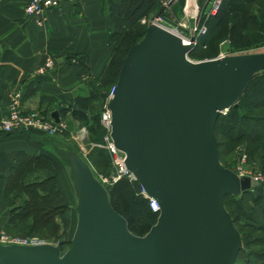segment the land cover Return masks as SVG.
<instances>
[{
    "label": "water",
    "instance_id": "water-1",
    "mask_svg": "<svg viewBox=\"0 0 264 264\" xmlns=\"http://www.w3.org/2000/svg\"><path fill=\"white\" fill-rule=\"evenodd\" d=\"M188 22L192 27L194 17ZM194 39L184 44L149 23L126 52L109 101L113 144L158 204L156 222L143 235L131 232L89 164L75 152L58 150L76 193L70 247L1 244L0 264L235 263L242 239L224 197L261 183L222 165L215 122L264 70V51L193 61L188 53ZM50 116L60 120L57 110Z\"/></svg>",
    "mask_w": 264,
    "mask_h": 264
},
{
    "label": "crops",
    "instance_id": "crops-1",
    "mask_svg": "<svg viewBox=\"0 0 264 264\" xmlns=\"http://www.w3.org/2000/svg\"><path fill=\"white\" fill-rule=\"evenodd\" d=\"M120 1L63 2L49 10L45 25L38 27L25 15L24 0H0V119L6 116L13 93L25 113L48 116L53 110L60 115L61 104L88 93L114 47L107 4ZM48 61L51 66L44 68ZM40 67L43 73L38 72ZM53 149L59 155L57 145L39 131L16 127L0 132V231L10 229V212L24 206L28 193H44L52 165L63 194L53 206L72 209L76 193L71 172ZM249 194L257 200H250V212L238 213L264 225V187Z\"/></svg>",
    "mask_w": 264,
    "mask_h": 264
},
{
    "label": "trees",
    "instance_id": "trees-1",
    "mask_svg": "<svg viewBox=\"0 0 264 264\" xmlns=\"http://www.w3.org/2000/svg\"><path fill=\"white\" fill-rule=\"evenodd\" d=\"M158 1L121 0L119 3L109 2L107 4L111 21L109 38L114 43V47L97 80L100 85H107L108 83L114 85L116 83L118 72L126 52L145 33L146 27L140 23L141 18L148 17L154 7L158 5ZM258 1L260 0H222L217 12L204 19L207 28L205 33L213 41L212 45L216 46V43L225 38L228 39L233 48L237 49L263 45L264 21L252 8V5ZM262 17H264V14H262ZM203 36V34H199L198 38L201 40ZM213 49L212 46L209 55L214 54ZM95 85H98V82ZM95 99L96 92L92 91L91 88L88 93L75 96L67 102L65 107H59V112L60 114L69 113L72 119L79 122L88 123L89 120H92L95 127L91 128V131L97 134L100 124L98 116L93 112ZM258 108L264 109V70L253 75L239 96L237 106H230L225 113L219 114L215 122V130L217 127L222 132L234 129V138L244 139L246 136L245 131L248 130L244 125L247 121H250L252 126L262 123L263 130L259 131L254 137V139H260V137L264 136V115H252V109ZM47 137L53 142L52 136ZM55 144L59 150L63 151L60 145ZM220 151L221 149L219 147V153ZM64 152H67V150H64ZM246 153L248 156H251L254 150L250 149ZM58 154L69 166L64 156L59 152ZM106 190L112 207L126 219L129 230L134 234L143 235L156 222L158 212L150 209L149 199L142 195V187L137 180H129L122 177L110 188H106ZM44 192L41 193L34 190L31 195H34L35 199H43V197H47L50 194L49 191ZM241 193V197L227 194L224 200L228 197L233 198L239 211H242V207L238 202L244 196L252 200H257L256 197L249 194V190L242 191ZM56 207L36 204L35 201L29 199L24 203L23 207L13 208L11 210L10 225L15 219L18 221L28 216L34 217L35 215L48 214L47 220H50V213ZM232 219L234 221V218ZM242 227H249L252 231L256 230L264 233L263 224L251 222V224L245 223L237 226L236 228L242 239V248L238 251L236 259L247 254L251 256V258L247 259L249 264H264L262 260L264 258V249L253 248L260 238L253 237L250 232H246Z\"/></svg>",
    "mask_w": 264,
    "mask_h": 264
},
{
    "label": "rangeland",
    "instance_id": "rangeland-1",
    "mask_svg": "<svg viewBox=\"0 0 264 264\" xmlns=\"http://www.w3.org/2000/svg\"><path fill=\"white\" fill-rule=\"evenodd\" d=\"M186 1L187 0H159L158 5L154 7L151 14L148 17L141 18V21L142 19H145V23L141 21L140 23L144 24L146 27L154 18L155 13L159 9V7L163 5L161 15L163 14L165 20L162 19V21H160V24L167 28H172L174 27L173 23H182L185 19H187V16H191L188 15L187 12H185ZM206 2L207 0H194L196 8L193 15H196L198 17L202 15L200 23L204 25V19L208 17L206 14H204L203 11ZM252 8L259 14V16H261L262 19H264V17H262V14H264V0H260L254 3L252 5ZM205 32L203 33L204 36L203 38H201V40L198 38V35L196 36L195 46L188 53L189 59L193 61H198L203 59L215 58L220 53L228 55L236 53L264 51V44L258 47H244L240 49L233 48L227 38L222 39L221 41L216 43L215 46L212 45L213 41L211 40L209 35H206ZM212 46L214 48V54L209 55ZM97 82L98 85H94L92 87V91L96 92V99L94 101L93 112L98 116L100 124L98 133L96 134L91 131V128L95 127L94 122L92 120H89L88 123L79 122L72 119L69 113H63L59 115V122L63 125V127L60 132L52 136V139L53 142L57 143L61 146V148H63V151H72L80 155L89 164L94 175L100 180V182L106 188H110L118 179L124 177L121 176L118 178L117 170L113 166L110 155L105 147L106 143L104 138L106 137L105 135L107 134V129L101 121V114L104 110V105L106 104V100L110 94V90L113 85L111 83H108L107 85H100L99 81ZM15 96H17V94L13 93L12 98L8 102V112L6 116L2 118L9 117L12 99L15 98ZM65 106L66 105L61 104L60 107ZM252 115L262 116L264 115V109H252ZM244 125L246 129H248L245 131L246 136L244 137V139L234 138V129L222 132L219 127L216 128L215 134L217 141H219L218 149L219 147L221 149L219 153V160L223 166L232 169L234 172L239 169L245 171L246 173L252 176L259 175L264 177V136L260 137V139H254L255 135L259 131L263 130V124L261 123L256 126H252L251 122L247 121ZM250 149L254 150V153L253 155L248 156L246 151ZM55 152L56 151L54 150V153ZM55 154L56 156H59L57 155V153ZM59 158L61 162L66 166L68 171H70V168L65 163V161L60 156ZM43 162L44 164H46L47 161L43 160ZM53 167L54 166L52 165L50 170V179L46 180L43 185L44 191H49L50 194L47 197H43V199H35L34 195L28 193L30 199L35 201L36 204H45L47 207L48 205L53 206V204L59 201V198L63 196L61 190L56 186V182L53 177ZM260 187H264V184H261ZM142 195L144 196L143 193ZM250 200L251 199H249V197L247 196L241 198L238 203L241 205L242 211H239L235 205L233 198H225V208L230 213L231 217L234 218V223L236 227L245 223L251 224L252 221L249 219L247 214L244 215L242 218L238 213L250 212ZM47 218L48 214L35 215L34 217L28 216L27 218L18 221L15 219L14 222L10 225L9 230L2 232L6 233L7 235H10L13 238L20 237L26 239H38L47 243L57 245L61 248L62 251H65L71 245L72 235L76 225V201L73 199L72 209H68L67 206L63 205L57 206L50 213V220H47ZM242 229L246 232H250L253 237L260 238L259 241L255 244V246H253V248L264 249L263 232L256 230L252 231V229L249 227H242ZM249 258H251V256H248L247 254L241 257H237V259L235 258L234 264H249L247 262V259ZM262 260L264 263V258Z\"/></svg>",
    "mask_w": 264,
    "mask_h": 264
},
{
    "label": "built area",
    "instance_id": "built-area-1",
    "mask_svg": "<svg viewBox=\"0 0 264 264\" xmlns=\"http://www.w3.org/2000/svg\"><path fill=\"white\" fill-rule=\"evenodd\" d=\"M76 0H24L23 5V11L26 16L31 17L38 27H43L47 21L48 18V11L54 8H57L61 3L68 2L73 3ZM222 0H207L205 7L203 8L204 14L207 16L215 14L220 6ZM202 16V15H201ZM201 16L193 15L194 17V23L193 26H189L188 17L187 16L182 23H173L174 27L167 28L165 26H162L160 24V21L164 19L163 15H159L157 17L154 16L152 21L150 23H155L169 31H172L176 33L175 31L180 33V37H184L188 39V42L190 36H194L195 39L193 40V43H196V36L199 34H203L206 31V27L204 24L200 23ZM165 20V19H164ZM143 23H145V19H142ZM173 29H176L173 31ZM186 32V35H185ZM178 33V34H179ZM177 34V33H176ZM177 34V35H178ZM182 39V38H181ZM183 41V39H182ZM184 44H186L183 41ZM188 44V43H187ZM225 54L220 53L217 57L224 56ZM51 61H48L44 68L50 67ZM44 68L38 69L39 73L44 72ZM114 85L112 86L110 90V94L106 100V104L104 105V110L101 114V121L103 125L107 129L105 140V147L110 155L111 161L113 166L117 170L118 178L121 176L127 177L130 180H135L134 175L131 171H129L125 166V154L121 150H119L117 147L114 146L112 138H111V111L109 109V101L112 97V91H113ZM226 110L223 111V113ZM16 127H22L26 130H35L39 131L40 133H43L47 136H53L56 133L60 132L63 125L60 124L59 121H55L52 117L44 114H37V112H28L25 113L22 111L18 95L15 96V98L12 99V104L10 107V114L8 118H2L0 119V132H11ZM236 173L239 176H249L254 178L256 181H259L261 184H264V177L259 175H250L246 173L243 170H236ZM144 196H146L145 192L141 191ZM149 199V205L152 209V211L158 212L159 206L156 203V201L148 196H146ZM41 243H47L38 239H26V238H18V237H11L10 235H7L6 233L0 231V245L1 244H20V245H35V244H41Z\"/></svg>",
    "mask_w": 264,
    "mask_h": 264
},
{
    "label": "bare ground",
    "instance_id": "bare-ground-1",
    "mask_svg": "<svg viewBox=\"0 0 264 264\" xmlns=\"http://www.w3.org/2000/svg\"><path fill=\"white\" fill-rule=\"evenodd\" d=\"M195 8H196V4L194 3V0H187L186 1V5H185V12L188 13V15H191L193 16L194 12H195ZM176 29H173V31H175ZM172 32V31H171ZM177 34L179 32L175 31ZM174 33V32H173ZM175 33V34H176ZM180 35V33L178 34ZM183 39V41L187 44L189 43L188 42V39L187 38H184V37H181Z\"/></svg>",
    "mask_w": 264,
    "mask_h": 264
}]
</instances>
